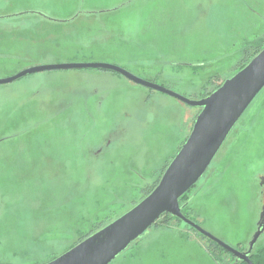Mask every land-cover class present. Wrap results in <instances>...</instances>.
Instances as JSON below:
<instances>
[{"label": "rangeland", "instance_id": "obj_1", "mask_svg": "<svg viewBox=\"0 0 264 264\" xmlns=\"http://www.w3.org/2000/svg\"><path fill=\"white\" fill-rule=\"evenodd\" d=\"M11 12L17 19L0 21V79L101 62L200 100L264 43V0H0V14ZM199 111L107 70L42 71L0 85V264H45L131 209ZM262 176L264 88L182 213L245 251L264 205ZM231 256L172 219L109 264H233Z\"/></svg>", "mask_w": 264, "mask_h": 264}, {"label": "water", "instance_id": "obj_2", "mask_svg": "<svg viewBox=\"0 0 264 264\" xmlns=\"http://www.w3.org/2000/svg\"><path fill=\"white\" fill-rule=\"evenodd\" d=\"M36 14L44 16L42 13ZM71 69L112 71L135 84L172 96L186 105L198 107L200 111L189 136L149 194L127 212L45 264H109L164 214L180 219L215 242L234 257L233 264L239 261L253 264L249 256L264 233V205L247 249L240 252L186 218L182 213L179 198L206 173L234 125L264 88V47L232 77L200 100L187 99L163 86L140 79L121 67L101 62L31 66L14 76L0 79V85L37 72ZM260 185L264 195V176Z\"/></svg>", "mask_w": 264, "mask_h": 264}, {"label": "trees", "instance_id": "obj_3", "mask_svg": "<svg viewBox=\"0 0 264 264\" xmlns=\"http://www.w3.org/2000/svg\"><path fill=\"white\" fill-rule=\"evenodd\" d=\"M264 46V43L262 45V47ZM262 47H259L257 51H255L250 57H248L244 63H242L240 66H239V69H241L245 64H247V62L253 57L255 56L260 50ZM217 88V87H216ZM215 88V89H216ZM210 93H208L207 95H209ZM166 168V167H165ZM164 168V170H165ZM163 170V171H164ZM158 183V181L146 192L144 193L143 197L144 198L147 194H149L153 188L156 186V184ZM196 185V184H195ZM194 185V186H195ZM193 186V187H194ZM190 191V190H189ZM187 191L184 195H182L180 198H179V204L180 206L182 207V212H183V209L186 207V203L188 202L189 198L187 197V193L189 192ZM163 219V220H162ZM172 219H176V220H179L178 218H174L172 216H170L169 214H164L163 216H161L153 225H157L158 222H163L165 220H169L171 221ZM162 220V221H160ZM152 225V226H153ZM104 226V225H103ZM102 225H96L94 226V229L93 231H91L88 235H86L85 237L89 236L90 234L94 233L95 231H97L98 229H100L101 227H103ZM85 237H81L79 240H83ZM78 242V241H77ZM75 244H77L75 242ZM220 249H222L221 247H219ZM223 250V249H222ZM224 251V250H223ZM232 257V260L234 261V257ZM251 262L253 264H264V246L263 247H260V248H256V246L254 247L253 251L251 252L250 256H249ZM233 263V262H232ZM237 264H245L244 262L242 261H239Z\"/></svg>", "mask_w": 264, "mask_h": 264}, {"label": "flooded vegetation", "instance_id": "obj_4", "mask_svg": "<svg viewBox=\"0 0 264 264\" xmlns=\"http://www.w3.org/2000/svg\"><path fill=\"white\" fill-rule=\"evenodd\" d=\"M18 12H11V13H3L0 14V21H7V20H12V19H17Z\"/></svg>", "mask_w": 264, "mask_h": 264}]
</instances>
